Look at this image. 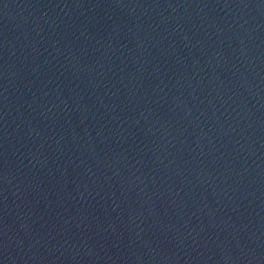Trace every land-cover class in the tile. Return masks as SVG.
Masks as SVG:
<instances>
[{
    "label": "water",
    "instance_id": "obj_1",
    "mask_svg": "<svg viewBox=\"0 0 264 264\" xmlns=\"http://www.w3.org/2000/svg\"><path fill=\"white\" fill-rule=\"evenodd\" d=\"M0 264H264V0H0Z\"/></svg>",
    "mask_w": 264,
    "mask_h": 264
}]
</instances>
